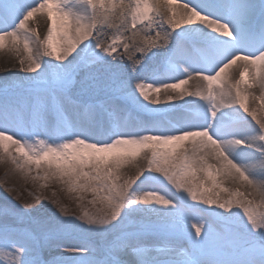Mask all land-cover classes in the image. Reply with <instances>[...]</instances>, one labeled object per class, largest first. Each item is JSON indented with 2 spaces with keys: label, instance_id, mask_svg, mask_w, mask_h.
<instances>
[{
  "label": "snow or ice",
  "instance_id": "snow-or-ice-1",
  "mask_svg": "<svg viewBox=\"0 0 264 264\" xmlns=\"http://www.w3.org/2000/svg\"><path fill=\"white\" fill-rule=\"evenodd\" d=\"M0 50V158L93 196L0 203V264H264V0H0Z\"/></svg>",
  "mask_w": 264,
  "mask_h": 264
},
{
  "label": "rangeland",
  "instance_id": "rangeland-1",
  "mask_svg": "<svg viewBox=\"0 0 264 264\" xmlns=\"http://www.w3.org/2000/svg\"><path fill=\"white\" fill-rule=\"evenodd\" d=\"M2 52L12 53L7 50H1ZM11 62H1L0 61V81L2 80H18L20 77L25 75L23 72L19 74V57L14 53ZM1 60V57H0ZM250 98V97H249ZM249 106L251 108L257 109L259 112V101L250 100ZM259 115V114H258ZM254 123V122H253ZM146 167V160L143 158H137L136 160L130 161L126 166L122 167L120 174L122 178L134 177L137 174L138 168ZM39 175L40 178L34 179ZM44 169H40L39 173L37 170L28 174L23 170L17 169L16 166L11 162L6 156L0 158V203L11 201L18 205H36V197L40 196L41 202L47 204L49 207H55L51 204L53 199H58L69 211L70 214H79L82 211V203L87 208L91 209L92 206L87 202L93 198L91 193H86L85 200L81 202L77 198L76 193H71L67 189V185L59 182L54 178H49L48 180L43 179ZM199 180L205 181L207 186L211 185V181L206 179L205 173H198ZM232 184L231 186H236V183L232 179L223 180V184ZM229 187L231 191L236 189L245 192H253L256 201L259 203L261 200V194L254 192L253 189L249 188L246 184L237 183L236 189ZM214 191H219L215 189ZM55 194V195H53ZM229 193L220 192L221 198L226 199Z\"/></svg>",
  "mask_w": 264,
  "mask_h": 264
},
{
  "label": "bare ground",
  "instance_id": "bare-ground-1",
  "mask_svg": "<svg viewBox=\"0 0 264 264\" xmlns=\"http://www.w3.org/2000/svg\"><path fill=\"white\" fill-rule=\"evenodd\" d=\"M181 2H183V0H181ZM161 4H163V0H161ZM162 11L165 15H167V11H166V7L162 8ZM116 23H118V21H116ZM46 19L43 18V17H40V16H37L33 21H30V26L31 27H34V28H38L39 30V33L41 35V37H43L45 34H46ZM105 32H106V36L104 37V42L105 44H107L109 42V37L111 35H113V32L114 30L113 29H105ZM0 57H1V62L5 63V62H11L12 58H13V54L12 53H7V52H2L0 50ZM21 73V70L19 69V74ZM236 79H238V72L236 73V76H235ZM188 87L191 89L194 87V82H190V84L188 85ZM248 92L250 93V100H258L257 97H260L262 95H264V89H261L259 87H254V88H251V89H248ZM161 99L162 101L164 100L165 98V94L164 92L162 91L161 92ZM188 99H191V98H188ZM176 103H182V101H176ZM259 104V103H258ZM259 115H264V112H261V105L259 104V112H258ZM208 163L213 165L214 167H218L219 164H218V161H216L215 159H212L211 157H209L208 159ZM237 182V181H235ZM238 183V182H237ZM237 183H236V186H231L232 184H226L224 183V187H227L229 188L230 186L234 189H236L237 187ZM237 190V189H236ZM241 191V190H240Z\"/></svg>",
  "mask_w": 264,
  "mask_h": 264
}]
</instances>
